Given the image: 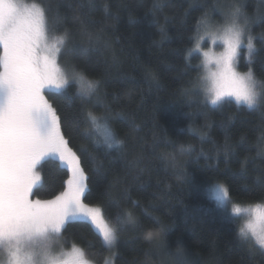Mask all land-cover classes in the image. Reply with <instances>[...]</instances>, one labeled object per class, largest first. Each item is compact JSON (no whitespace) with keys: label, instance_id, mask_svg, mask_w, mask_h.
Instances as JSON below:
<instances>
[{"label":"trees","instance_id":"1","mask_svg":"<svg viewBox=\"0 0 264 264\" xmlns=\"http://www.w3.org/2000/svg\"><path fill=\"white\" fill-rule=\"evenodd\" d=\"M23 1L46 10L52 36L68 30L61 67L99 81L88 97L75 81L45 93L85 171L84 203L100 206L111 222L128 212L134 218L112 252L83 217L66 223L63 247L75 245L95 264L109 257L112 264H168L178 248L197 264H264V250L240 238L238 217L209 193L222 184L231 204L264 201V86L253 108L231 100L211 105L196 49L206 29L225 26L238 6L245 44L251 35L255 51L249 65L242 48L237 67L251 66L264 82V0ZM88 110L107 117L123 141L119 150L103 143ZM38 171L32 199L64 190L68 173L56 158L46 157Z\"/></svg>","mask_w":264,"mask_h":264},{"label":"snow or ice","instance_id":"2","mask_svg":"<svg viewBox=\"0 0 264 264\" xmlns=\"http://www.w3.org/2000/svg\"><path fill=\"white\" fill-rule=\"evenodd\" d=\"M241 9L233 6L223 29H206L204 36L213 43L222 41L224 51L219 56L204 52L205 66L214 64L204 78V89L209 103L220 104L227 97H234L237 104L253 108L257 104L256 93L249 81L253 78L251 66L245 73L236 70L237 58L242 48L247 49L249 65L255 51L253 37L247 36L246 28L239 22ZM245 19V23H246ZM64 34L55 36L49 44L46 10L36 4L27 5L22 0H0V245H7L9 264H87L83 251L73 245L63 251L61 233L69 220L83 217L102 237L110 248L126 223L134 222L130 212L117 215L111 222L100 206H90L83 201L87 191V177L75 151L69 147L56 109L45 96V90L57 92L66 89L70 81L79 85L83 97L95 93L99 81L89 80L74 69L71 74L61 67L58 57L66 41ZM199 48V44H197ZM262 95V94H261ZM94 129L103 128V143L109 148H121L123 141L117 138L107 123V117L86 112ZM54 156L68 173L66 187L53 199H31L33 189L40 183L38 166L46 157ZM215 199L221 206L229 201V191L224 185L215 186ZM231 211L239 214V204H232ZM254 217L259 210L251 209ZM247 227L255 234L253 223ZM240 233L244 232L241 228ZM149 239L153 234L149 233ZM39 241V250L35 245ZM250 243H253L250 241ZM264 250V238L259 239ZM26 245L33 250L25 252ZM41 259L37 261L36 256ZM168 264H197L183 249L169 253Z\"/></svg>","mask_w":264,"mask_h":264},{"label":"rangeland","instance_id":"3","mask_svg":"<svg viewBox=\"0 0 264 264\" xmlns=\"http://www.w3.org/2000/svg\"><path fill=\"white\" fill-rule=\"evenodd\" d=\"M23 3L27 4V5H32L33 3H29V2H26V1H23ZM224 27V26H223ZM223 27H220V28H216V29H223ZM216 29H212V30H216ZM205 33H203L201 36H204ZM48 35H49V38H52V37H55V36H52L49 32H48ZM197 44H199V48L197 47ZM196 44V49L197 51L201 54V59H202V63H203V77H202V80H201V85H202V89L204 90L206 87H207V81L204 79L207 75H208V71L209 69L211 70H215V67H214V64H209L207 67L205 66V57L203 55L204 52H209L210 55L212 56H219L220 53H222L224 51V48H223V44H222V41H216V43H213L211 41V39H209L208 37L205 36L204 39H200L199 37V41L197 42ZM238 60V58H237ZM236 70L240 73H245V72H241L239 71L238 67H237V63H236ZM51 90V89H50ZM54 90V89H52ZM49 91V90H45V93ZM205 93V91H204ZM206 96V94H204ZM207 98V96H206ZM208 100V99H207ZM225 100H231L235 103H237L234 99V97H227L225 98ZM209 102V101H208ZM241 105H244L241 103ZM103 132V131H102ZM50 157H54V156H50ZM56 158V157H54ZM58 160V158H56ZM59 161V160H58ZM61 163V165L64 167L63 163L61 161H59ZM215 186L217 185H213L209 188V193L211 195V197L215 200V202L219 205L220 203L215 199ZM66 187V186H65ZM31 198V197H30ZM32 199V198H31ZM53 199V198H52ZM35 200V199H33ZM50 200V199H49ZM223 209L228 212L229 214L232 213L231 211V207H232V204L229 202V201H226L224 204H223ZM242 209H244V206H240ZM232 215H236L239 219V224H240V229L241 228H244L245 224H248V223H253L254 226L256 227L257 231L261 230L262 228H264V221H260V220H256L253 218V216L251 215V212L250 210L248 212H244L242 211L241 213L239 214H234L232 213ZM62 244V243H61ZM39 245V241H37V244L35 246H38ZM30 246H33V245H30ZM63 246V245H62ZM107 246V245H106ZM115 246V245H114ZM114 246H112L111 248L109 246H107L110 250V252H112L114 250ZM73 246H71L70 248H64L63 247V251H70L71 248ZM112 256V254H111ZM105 264H112V257H109L108 260L106 261Z\"/></svg>","mask_w":264,"mask_h":264},{"label":"clouds","instance_id":"4","mask_svg":"<svg viewBox=\"0 0 264 264\" xmlns=\"http://www.w3.org/2000/svg\"><path fill=\"white\" fill-rule=\"evenodd\" d=\"M55 37L49 38L48 42L49 44H51L53 42ZM249 85L252 88L253 92L256 93L255 95V100L257 102V104L260 101L261 98V87L264 86V82L259 81L254 75L251 81H249ZM256 105L254 104L253 107H255ZM244 208H247L250 210L251 209H257L259 210V216L258 219L260 221H264V201H256L250 205H246L244 206ZM251 215L253 216L252 212ZM254 219H257V217H254ZM238 235L240 236L241 239H245V240H251L253 243H258L259 239L264 238V228H262L261 230L257 231L255 234H253V232L251 230L248 229L247 224H245L244 226V232L243 233H238ZM259 246V245H258ZM36 250H39V245L35 246ZM33 247L30 245H26L24 248L25 252H29L32 251ZM83 258L85 261H87V264H95V262L90 259L84 252H83ZM37 261H39L41 259V257L39 255L36 256ZM10 261V254L7 248V245H0V264H9Z\"/></svg>","mask_w":264,"mask_h":264}]
</instances>
